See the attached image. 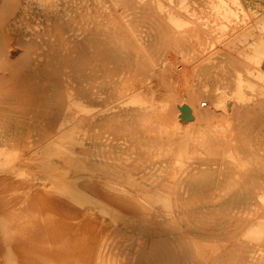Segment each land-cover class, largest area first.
Here are the masks:
<instances>
[{
  "label": "rangeland",
  "instance_id": "obj_1",
  "mask_svg": "<svg viewBox=\"0 0 264 264\" xmlns=\"http://www.w3.org/2000/svg\"><path fill=\"white\" fill-rule=\"evenodd\" d=\"M0 3V166L17 168L0 179V264H264V17L241 0Z\"/></svg>",
  "mask_w": 264,
  "mask_h": 264
},
{
  "label": "bare ground",
  "instance_id": "obj_2",
  "mask_svg": "<svg viewBox=\"0 0 264 264\" xmlns=\"http://www.w3.org/2000/svg\"><path fill=\"white\" fill-rule=\"evenodd\" d=\"M7 1H8V0H7ZM234 1H236V0H234ZM2 3H4V1H3ZM0 4H1V3H0ZM4 5H5V4H4ZM2 8L4 9L5 7L2 6ZM2 8H1V9H2ZM7 8H8V7H7ZM5 10H6V9H5ZM1 11L4 12V10H1ZM7 11H8V10H6V12H7ZM16 21H17V20H16ZM26 27H27V26H26ZM26 30H27V29H26ZM28 30H29V29H28ZM4 36H5V35H4ZM3 38H4V37H3ZM28 38H29V37H28ZM7 39H8V38H7ZM5 40H6V39H5ZM8 40H9V39H8ZM25 40H26V38H25ZM3 41H4V40H3ZM9 43H10V40H9ZM3 44H4V45H6V44L9 45L8 42H5V43L3 42ZM3 44H2V45H3ZM18 44H19V45H18ZM18 44L16 43L15 45H17L19 48H20V47L22 48V51H20L21 54H22V53L24 52V50L26 49V47H25V45L22 44L21 42H19ZM20 44H22V45H24V46H21ZM28 45L31 46L30 44L26 43V46H27V47H29ZM17 46H13V47H16V48H17ZM32 46H33V45H32ZM10 47L12 48V45H11ZM24 47H25V48H24ZM41 47H42V46H41ZM44 47H45V46H44ZM6 48H7V47H6ZM21 48H20V49H21ZM23 48H24V49H23ZM4 49H5V46L3 47L2 50H0V55H1V53H3L2 51H4ZM8 50L10 51V48L7 49V50L5 49V51H4V56L6 55V61H5V63L7 62V64L9 65V62H8V56H7L8 53L6 52V51H8ZM27 50H28V49H27ZM10 52H11V51H10ZM15 52H16V51H15ZM38 52H39V51H38ZM6 53H7V54H6ZM18 53H19V52H18ZM10 54H11V53H10ZM15 55H17V54H15ZM19 55H20V53H19ZM25 55H26V56H25ZM27 55H28L27 53H26V54H25V52L23 53V56H24V57H27ZM1 56H2V55H1ZM10 56H11V55H10ZM21 59H22V58H21ZM1 60H2V57H1ZM23 60L26 61V60H29V59L26 58V60H25V58H24ZM258 62H259V61H258ZM260 62H261V61H260ZM5 63H2V65L5 64ZM11 63H12V62H11ZM10 65H11V64H10ZM22 65H23V64H21V66H22ZM4 66H5V65H4ZM10 67H11V66H10ZM22 67H24V65H23ZM5 69H6V68H5ZM7 70H8V69H7ZM9 70H10V69H9ZM9 70H8V71H9ZM20 70L22 71V69H19V72H20L19 74H21V71H20ZM23 70H24V68H23ZM263 70H264V69H263ZM1 71L3 72V69H2ZM5 72H6V71H5ZM9 72H10V71H9ZM9 72H8V73H9ZM15 72H16V71H15ZM15 72H11V73H12L13 75H15V74H17V73H15ZM11 73H9V74L12 75ZM14 73H15V74H14ZM6 74H7V72H6ZM22 75H24V74H22ZM7 76H8V74H7ZM15 76H16V75H15ZM13 77H14V76H13ZM9 78H10V77H9ZM14 78H15V77H14ZM240 78H241V77H240ZM2 79H5V78H2ZM1 81H2V80H1ZM5 81H6V80H5ZM8 81H9V80H8ZM3 82H4V80H3ZM3 82H1V84H2ZM3 84H4V83H3ZM0 86H1V85H0ZM193 94H194V93H193ZM194 95H195V94H194ZM193 97H194V96H193ZM231 100H233V99H231ZM81 103H82V102H81ZM231 103H232V102H231ZM231 103H230V105H231ZM232 104H233V103H232ZM230 105H229V106H230ZM72 106L75 107V103H73ZM78 106L80 107L79 103H78ZM81 107H83V106H81ZM232 107H233V105H232ZM76 108H77V106H76ZM230 108H231V106H230ZM79 109H81V108H79ZM85 109H86V108H85ZM89 109H90V108H89ZM82 111H84V110H82ZM236 111H237V110H236ZM84 112H85V111H84ZM226 112H227V111H226ZM229 112H232V111H229ZM67 113H68V115H69V112H67ZM67 113H66L65 115H67ZM234 113H235V112H233V114H234ZM70 114H71V113H70ZM90 114H91V113H90ZM229 114L232 115V113H229ZM71 115H72V114H71ZM87 115H89V114H87ZM232 117H233V116H232ZM75 118H76V117H75ZM76 119H77V118H76ZM59 126H60V125H59ZM61 127H62V125H61ZM211 129H212V127H211ZM59 130H60V129H59ZM68 137H69V136H68ZM52 138H53V137H52ZM65 139H66V138H65ZM68 139H69V138H68ZM68 139H67V140H68ZM40 141H41V139H37V138H35V137H33V138L30 140V144H31V146H32V145H35V146H36V148H33V149H38V148L40 147ZM215 144H217V143H215ZM74 145H75V144H74ZM237 145H238V144H237ZM29 146H30V145H29ZM31 146H30V147H31ZM77 146H78V147H77L78 150H80V149H84V145H77ZM86 151H88V153H87L88 155L90 154L89 152H91V151H89L88 149H87ZM29 152H30L32 155H34V156H35L36 153H37V152L35 153V151H33V150H30ZM51 153H52V152H51ZM56 153H58V151H57ZM68 153H70V152L68 151ZM71 153H72V152H71ZM83 153H84V152H83ZM66 154H67V153H66ZM0 155H1V151H0ZM7 155H8V154H7ZM88 155H87V156H88ZM90 155H91V154H90ZM112 155H113V154H112ZM92 156H93V155H92ZM97 156H98V154H97ZM103 156H104V155H103ZM106 156H107V155H106ZM94 157H96V156H94ZM65 158H66V157H65ZM65 158H64V160H66ZM102 158H103V157H102ZM104 158H105V157H104ZM108 158H110V157H107V158H105V159H108ZM110 159H111V158H110ZM108 161L110 162V160H108ZM68 166H69V164H68ZM68 166H67V164H66V168H68ZM15 169H17V168H16V166H14V165L0 166V179H2V181H3V179H5V180H6V179H7V180H8V179H9V180H10V179H13L14 177L12 176V174L14 173ZM67 171H68V170H67ZM95 171H97V170H95ZM92 173H93V172H92ZM96 173H97V172H95V174H93V175H96ZM63 174H65V173H63ZM104 176H105V175H104ZM107 176H108V174H107ZM96 177H97V176H96ZM110 177H111V176H110ZM98 179H99V178H98ZM80 180H81V179H80ZM95 180H96V179H95ZM95 180H93V181H95ZM99 180H100V179H99ZM12 181H13V180H12ZM75 181H76V180H75ZM100 181H101V180H100ZM107 183H108V181H107ZM104 184H105V183H104ZM114 184H115V185H114ZM114 184H109V185H110V187H111L112 189L116 190L117 192H118V191H120V192L123 191V194H124L125 196H134V197L137 196V194H136L135 192H130V191H128V190H124L123 188L120 189V188H119V185H118L117 183H114ZM9 185H10V184H9ZM93 185H94V184H93ZM84 186H85V184H84ZM104 186H106V185H104ZM94 187H95V186H94ZM98 187H99V186H98ZM99 188H100V187H99ZM9 190H10V189H9ZM100 190H102V188H100ZM69 191H70V189H69ZM89 191H90V190H89ZM151 191H152V190H151ZM151 191H150V193L148 194V198H149L154 204H155V203H160V204H162L166 209H168L170 212L173 211L174 206H173V202H172L170 196L168 197L167 195L165 196L164 194H160L159 192L161 191V189H160L159 192H158V191H154V190H153L152 192H151ZM163 191H164V190H163ZM163 191H162V192H163ZM168 191H169V190H168ZM181 191H182V190H181ZM1 192L3 193V191H1ZM8 192L10 193V191H8ZM11 192H12V191H11ZM45 192H46V191H45ZM50 192H52V191L50 190V191H49V194H51ZM72 192H73V191H70V194H69V193H68V194H69V195H72ZM84 192H85V191H84ZM108 192H109V191H108ZM111 192H114V191H111ZM172 192H173V191H172ZM172 192H170L171 195H172ZM9 193H6V192H5L6 196H7V194L9 195ZM13 193L15 194V192H13ZM13 193H12V195H14ZM165 193H166V192H165ZM167 193H168V192H167ZM173 193H174V192H173ZM68 194H67V195H68ZM91 194H92V193H91ZM105 194H106V193H105ZM111 194H112V193H111ZM113 194H114V193H113ZM257 194H258V193H257ZM262 194H263V193H262ZM3 195H4V194H3ZM12 195L10 194L9 196H12ZM45 195H46V194H45ZM69 195H68V196H69ZM86 195H88V194H86ZM86 195H85V196H86ZM93 195H96V194H93ZM97 195H98V194H97ZM118 195H120V193H119ZM146 195H147V194H146ZM1 196H2V195H1ZM1 196H0V198H1ZM6 196H5V199H7ZM14 196H15V195H14ZM48 196H49V195H48ZM50 196H51V195H50ZM68 196H67V197H68ZM89 196H90V195H89ZM89 196H87V197H89ZM179 196H180V195H179ZM16 197H17V196H16ZM43 197L46 198L45 196H43ZM51 197H52V196H51ZM104 197H106V196H104ZM118 197H119V196H118ZM120 197H121V196H120ZM120 197H119V198H120ZM48 198H50V197H48ZM59 198H61V197H59ZM65 198H66V197H65ZM65 198L63 197V199H62V198H61V199H62V200H65ZM68 198H69V197H68ZM71 198H73V195L70 196V198H69V199H70V202L72 201ZM90 198H91V197H90ZM100 198H101V197H100ZM107 198H108V197H107ZM111 198H112V197H111ZM136 198H137V197H136ZM144 198H145V197H144ZM146 198H147V197H146ZM11 199H12V197H11ZM14 199H15V198H14ZM53 199H54V202H55V198H54V196H53ZM66 199H67V198H66ZM69 199H67V200H69ZM92 199H93V197H92ZM51 200H52V199H51ZM51 200H50V201H51ZM74 200H75V198H74ZM98 200H99V199H98ZM124 200H125V198H124ZM124 200H123V202H124ZM137 200H139V199H137ZM143 200H144V199H143ZM11 201H12V200H11ZM11 201H10V202H11ZM13 201H14V200H13ZM13 201H12V202H13ZM15 201H16V200H15ZM43 201H44L45 204L47 203V202H46V199H44ZM52 201H53V200H52ZM52 201H51V202H52ZM56 201H57V200H56ZM60 201H61V200H60ZM60 201H59V202H60ZM76 201L78 202V200H76ZM87 201L89 202L88 199H87ZM87 201H85V202H87ZM95 201H97L96 198H95ZM125 201H126V200H125ZM131 201H132V200H131ZM5 202H7V201H5ZM67 202H68V201H67ZM101 202H102V201H101ZM144 202H145V201H144ZM7 203H8V202H7ZM52 203H53V202H52ZM68 203H69V202H68ZM132 203H133V202H132ZM135 203H136V202H135ZM153 203H152V204H153ZM263 203H264V202H263ZM15 204H17V203H15ZM42 204H43V203H42ZM47 204H48V203H47ZM54 204H56V203H54ZM75 204L77 205L78 203L75 202ZM79 204H81V202H80ZM82 204H83V201H82ZM87 204H88V203H86V206H87ZM124 204H125V202H124ZM133 204H134V203H133ZM5 205H6V204H5ZM12 205H13V204H12ZM43 205H44V204H43ZM43 205H42V206H43ZM88 205H89V204H88ZM128 205H129V204H128ZM135 205H136V204H135ZM157 205H158V204H157ZM30 206H31V205H30ZM42 206H41V207H42ZM44 206H45V205H44ZM48 206H50V205H48ZM48 206H47V207H48ZM53 206H54V205H53ZM78 206H79V205H78ZM82 206H85V204H83ZM89 206H90V205H89ZM126 206H127V205H125L124 208H126ZM130 206H131V205H130ZM132 206H133V205H132ZM155 206H156V205H155ZM0 207H1V206H0ZM47 207H46V208H47ZM62 207H63V206H62ZM70 207L72 208V206H70ZM138 207H139V206H138ZM138 207H136V208H138ZM3 208H4V211H5V207H4V206H3ZM27 208H29V206H28ZM27 208H26V209H27ZM54 208H55V207H54ZM56 208H57V210H58V207H57V206H56ZM56 208H55V209H56ZM63 208H64V207H63ZM65 208H68V207H65ZM86 208H87V207H86ZM93 208H94V207H93ZM139 208H140V209H139L140 211H138V212L141 213V214H144V215H145V213L141 211V207H139ZM147 208H148V206H147ZM252 208H253V209H256V210H259V209L255 208V207H252ZM13 209H15V208H13ZM13 209H12V212H13ZM19 209H20V208H19ZM19 209H18V210H19ZM23 209H24V208H23ZM23 209H21V210H23ZM42 209H43V207H42ZM44 209H45V208H44ZM50 209H51V208H50ZM59 209H61V208H59ZM88 209H89V208H88ZM95 209H96V208H95ZM149 209H150V207H149ZM151 209H152V208H151ZM162 209H164V208L162 207ZM15 210H16V209H15ZM24 210H25V209H24ZM27 210H28V209H27ZM27 210H26V211H27ZM33 210H34V209H33ZM38 210H41V208H39ZM57 210H55V211H57ZM125 210H126V209H125ZM134 210H135V209H134ZM143 210H144V207H143ZM4 211H3V212H4ZM6 211H7V210H6ZM16 211H17V210H16ZM28 211H29V210H28ZM50 211H51V210H50ZM50 211H49V212H50ZM55 211H54V212H55ZM60 211H61V210H60ZM63 211H64V210H63ZM73 211H74V210H73ZM76 211H77V210H76ZM89 211H90V209H89ZM113 211H114V210H113ZM136 211H137V210H136ZM144 211H148V210H144ZM254 211H255V210H254ZM261 211H262V210H261ZM263 211H264V210H263ZM10 212H11V211H10ZM12 212H11V213H12ZM21 212H22V211H21ZM32 212H33V211H32ZM36 212H38V211H36ZM49 212H48L49 215H47V216H48V217H49V216H53V214H52V213H49ZM149 212H150V211H149ZM154 212L156 213L157 211H154ZM245 212H246V211H245ZM256 212H257V211H256ZM256 212H255V215L252 213V216H254V217H255V216H256V217H257V216H258V217L261 216V215H259L260 213H262V212H260V210L257 212L258 215H256ZM7 213L9 214V212H6V214H7ZM17 213H18V216L23 214V213H22V214H21V213L19 214V211H18ZM26 213H27V212H26ZM39 213H40V212H39ZM46 213H47V211H46ZM58 213H59V212H58ZM63 213H64V212H63ZM66 213H68V212L66 211ZM66 213H64V214H66ZM72 213H73V212H72ZM76 213H77V212H76ZM90 213H91V212H90ZM90 213H89V214H90ZM102 213H104V210L102 211ZM112 213H113V212H112ZM112 213H111V214H112ZM139 213H138V215H139ZM146 213H147V212H146ZM246 213H247V212H246ZM51 214H52V215H51ZM69 214H71V211L68 213V215H69ZM98 214H99V210H98ZM100 214H101V213H100ZM130 214H131V213H130ZM132 214H133V216H132V215H131V216L134 217V216H135L134 212H133ZM141 214H140V215H141ZM152 214H153V213H152ZM156 214H157V213H156ZM239 214H240V213H239ZM15 215H16V213H14V215H12V216H15ZM24 215H25V213H24ZM28 215H30V211H29V214H28ZM41 215H43V211H42V214H41ZM44 215H46V214H44ZM44 215H43L42 217L39 218L37 215H34V212H33V215H31L30 220L33 219V218H32L33 216H35V218L37 217V218L40 219V220L43 219V217H44V219H45L46 216H44ZM75 215H76V214H75ZM83 215H84V214H83ZM104 215H105V213H104ZM108 215H109V214H108ZM160 215H161V214H160ZM170 215H171V214H170ZM244 215H245V213H244ZM263 215H264V212H263ZM263 215H262V216H263ZM1 216H2V215H1ZM10 216H11V215H10ZM93 216L95 217V215H93ZM119 216H120V215H119ZM173 216H174V215H173ZM5 217H7V216L5 215ZM16 217H17V216H16ZM28 217H29V216H28ZM60 217H61V216H60ZM64 217H65V216H64ZM66 217H67V214H66ZM70 217H72V216L70 215ZM70 217H69V218H70ZM76 217H77V216H75V219H76ZM84 217H85V216H84ZM91 217H92V215H91ZM106 217H107V215H106ZM106 217H105V218H106ZM135 217H137V215H136ZM149 217H150V215H149ZM256 217H255V218H256ZM258 217H257V218H258ZM3 218H4V217H3ZM12 218H13V217H12ZM14 218H15V217H14ZM17 218H18V217H17ZM20 218L26 221L27 216L24 217L25 219L22 218V217H20ZM50 218H51V217H50ZM58 218H59V214H58ZM78 218H79V217H78ZM82 218H83V217H82ZM95 218H96V217H95ZM119 218H122V217H119ZM123 218H124V216H123ZM152 218H153V217H152ZM154 218H156V217H154ZM154 218H153V219H154ZM9 219H10V218H8V220H9ZM44 219H43V220H44ZM48 219H49V218H46L45 220H48ZM53 219H54V218L52 217L51 220H53ZM80 219H81V218H80ZM93 219H94V218H93ZM101 219L104 220V218H101ZM144 219H146V218H144ZM144 219H142V220H144ZM147 219L149 220V219H151V218H147ZM258 219H260V218H258ZM2 220H3V219H2ZM4 220H5V219H4ZM6 220H7V219H6ZM8 220H7V221H8ZM27 220H28V219H27ZM36 220H37V219H36ZM64 220H65V219H64ZM89 220H90V219H89ZM119 220H121V219H119ZM16 221H19V220H16ZM32 221H33V220H32ZM59 221H60V220H59ZM62 221H63V220H62ZM65 221H67V220H65ZM77 221H78V220H77ZM77 221H76V222H77ZM92 221H93V220H92ZM94 221H95V220H94ZM174 221H175V220H174ZM260 221H261V220H260ZM5 222H6V221H5ZM9 222H11V220H9ZM19 222H21V221H19ZM52 222H54V221H52ZM69 222H70V221H69ZM71 222H72V221H71ZM96 222L98 223V222H100V221H96ZM169 222H170V220H169ZM175 222H176V221H175ZM175 222H174V223H175ZM180 222H181V221H179V223H180ZM2 223H3V221H2L0 224H2ZM77 223H78V222H77ZM170 223H171V222H170ZM174 223H173V224H174ZM257 223H258V222H257ZM262 223H263V222H262ZM87 224H88V221H87ZM94 224H95V222H94ZM99 224H100V223H99ZM175 224H176V223H175ZM180 224H181V223H180ZM189 224H190V222H189ZM2 225H3V224H2ZM2 225H1V228H4V227H2ZM6 225H7V224H6ZM89 225H90V224H89ZM263 225H264V224H263ZM3 226H5V223H4ZM97 226H98V225H97ZM101 226H102V224H101ZM254 226H255V225H254ZM5 227H6V226H5ZM91 227H93V228L95 227V230H96V225L94 226V225L92 224ZM102 227H104V225H103ZM102 227H99V228H102ZM105 227H106V226H105ZM12 228H14V227H12ZM93 228H92V230H93ZM167 228H168V227H167ZM167 228H166V229H167ZM255 228H257V227H255ZM4 229H6V228H4ZM7 229H8V228H7ZM14 229H15V228H14ZM168 229H169V228H168ZM259 229H260V228H259ZM259 229H258V230H259ZM101 230H102V229H101ZM105 230H107V228H106ZM105 230H104L103 232H105ZM251 230H252V229H251ZM255 230H257V229H255ZM261 230H262V229H261ZM261 230H260V234H259V236L261 235ZM2 231H3V230H2ZM6 231H7V230H6ZM84 231L86 232V230H84ZM90 231H91V230H90ZM110 231H111V230H110ZM248 231H250V230H248ZM7 232H8V231H7ZM13 232H14V231H13ZM85 232H84V233H85ZM97 232H98V229H97V231H96V234H97ZM108 232H109V231H108ZM263 232H264V231H263ZM106 233H107V232H105L104 235H105ZM110 233H111V232H110ZM246 233H247V232H246ZM248 233H249V232H248ZM2 234H3V233H2ZM14 234H15V233H14ZM88 234H89V233H88ZM100 234H102V233L100 232ZM100 234H99V235H100ZM254 234H255V232H254L253 234L251 233V236L253 235V236L255 237V238L253 237L254 240H255V239H256V236H255ZM257 234H258V231H257ZM263 234H264V233H263ZM263 234H262V235H263ZM247 235H249V234H247ZM8 236H9V235H8ZM8 236H7V237H8ZM89 236H90V234H89ZM257 236H258V235H257ZM44 237L46 238V236H43L42 238H44ZM96 237H97V236H96ZM244 237H245V236H244ZM263 237H264V236H263ZM263 237H260V239L263 238ZM34 238H35V237H34ZM40 238H41V237H40ZM40 238H39V239H40ZM99 238L101 239V236H100ZM245 238L247 239V237H245ZM245 238H244V239H245ZM3 239H4V238H3ZM23 239H24V241H25V239L27 240V238H22V241H21V242H23ZM36 239H37V238H36ZM36 239H35V240H36ZM257 239H259V238H257ZM260 239H259V240H260ZM14 240L17 241L18 239H14ZM33 240H34V239H33ZM33 240L29 241V239H28L27 241H29V242H26V241H25V244H26V243H30V242H33V244H34L35 241H33ZM41 240H42V239H41ZM41 240H40V241H41ZM45 240H46V239H43V241H45ZM191 240H192V239H191ZM248 240H249V238H248ZM252 240H253V239H252V237H251V238H250V242H251ZM254 240H253L252 242H254ZM6 241H7V240H6ZM38 241H39V240H38ZM47 241L49 242V239H47ZM53 241H54V239H53ZM194 241H196V242H195V244H196V243H197V240L195 239ZM229 241H230V240H229ZM229 241H228V243H229ZM256 241H258V240H256ZM256 241H255V242H256ZM11 242H12V241H11ZM17 242H20V241H17ZM54 242H55V241H54ZM199 242H200V241H199ZM199 242H198V244L200 245ZM260 242H262V241L260 240ZM40 243H41V242H39V244H40ZM45 243H46V242H45ZM55 243H56V242H55ZM204 243H206V242H204ZM214 243H215V242H214ZM5 244H6V243H5ZM16 244H17V243H16ZM20 244H21V243H20ZM36 244H38V243H36ZM39 244H38V246H39ZM50 244H52V243L50 242ZM50 244L48 243V245H50ZM68 244H69V243H68ZM125 244H126V243H125ZM125 244H124L123 247L121 246L123 250L126 249ZM198 244H197L196 246H198ZM212 244H213V243H212ZM212 244H210V245H212ZM234 244H235V243H234ZM26 245H27V244H26ZM28 245H29V244H28ZM28 245H27V246H28ZM52 245H53V246H52ZM52 245H50V248H51V247H52V248L55 247L56 244H55V245L52 244ZM57 245H58V244H57ZM71 245L74 246V243L71 244ZM75 245H77V244H75ZM87 245H88V243H87L86 245H84V248H86ZM98 245H99V244H98ZM129 245H130V244H129ZM138 245H139V244H138ZM192 245H193V244H192ZM201 245H203V244H201ZM216 245H217V244H216ZM218 245H219V244H218ZM224 245H225V244H224ZM17 246H18V244H17ZM21 246H22V245H21ZM24 246H25V245H24ZM31 246H32V245H31ZM42 246H43V242H42ZM88 246H89V245H88ZM100 246H102V245H100ZM103 246H104V245H103ZM126 246H127V245H126ZM193 246H194V248H195V245H193ZM203 246H204V245H203ZM214 246H215V245H214ZM5 247H6V246H5ZM32 247H33V246H32ZM36 247H37V245L35 246V250H36ZM76 247H78V246H75L74 249H75ZM98 247H99V246H98ZM108 247H109V245H108ZM111 247H112V246H111ZM191 247H192V246H191ZM200 247H201V246H200ZM236 247H238V246H236ZM6 248L8 249V247H6ZM21 248H22V247H21ZM24 248H25V247H24ZM24 248H23V250H21L20 247H19V249L22 251V253H23V251H24ZM33 248H34V247H33ZM40 248H41V247H39V249H38V248H37V249L40 250ZM44 248L46 249V247L43 246V249H42V250H45ZM47 248H48V251L50 250L51 252H52V250H53V251L55 250V249H52V248H51L52 250L49 249V246H48ZM56 248H57L56 250H59V249H60L62 252H63V250H64V251H67V250H66L67 248L64 249V248H62L61 246H59V249H58V246H57ZM84 248L82 249V247H81L82 251L85 252ZM90 248H91V245H90ZM102 248H103V247H102ZM104 248H105V247H104ZM119 248H120V247H119ZM129 248H130V247H129ZM138 248H139V247H138ZM177 248H178V247H177ZM204 248H205V247H204ZM226 248H227V247H226ZM228 248H229V247H228ZM228 248H227V249H228ZM238 248H239V247H238ZM62 249H63V250H62ZM79 249H80V248H79ZM79 249H77V250L79 251ZM81 249H80V251H81ZM100 249H101V248H100ZM127 249H128V248H127ZM136 249H137V248H136ZM212 249H213V248H212ZM221 249H223L224 252H225V249H224V248H221ZM236 249H237V248H236ZM9 250H10V249H9ZM28 250H29V249L27 248L26 251H28ZM42 250H40V251H42ZM60 250H59V251H60ZM69 250H70V249H69ZM69 250L67 251V253L69 252ZM112 250H113V249H112ZM120 250H121V249H120ZM137 250H139V249H137ZM174 250H176V249L174 248ZM195 250H196V249H195ZM201 250H202V247H201ZM201 250H199V251H201ZM204 250H206V249H204ZM204 250H202V251L205 252ZM214 250H215V249H214ZM16 251H17V250H16ZM21 251H19V252H21ZM40 251H37V252L39 253ZM45 251H46V250H45ZM61 251H60V252H61ZM82 251H81V252H82ZM87 251H88V253H89V250H87ZM87 251H86V252H87ZM129 251H130V250H129ZM211 251H212V250H211ZM220 251H221V250H220ZM9 252H10V251H8V254H9ZM28 252H30V251H28ZM32 252H34V249H33ZM37 252H36V253H37ZM70 252H71L72 254H74L71 250H70ZM104 252H105V251H104ZM120 252H121V251H120ZM120 252H119V250H118L117 255H118ZM194 252H195V251H193V254H194ZM42 253L44 254L45 252L42 251ZM42 253L40 252V258H41V254H42ZM52 253H53V252H52ZM54 253H56V252H54ZM58 253H59V252H58ZM58 253H57V254H58ZM88 253H82V254H80V255H82V257H83V254H84V255L87 257ZM123 253H124V252H123ZM123 253H122L121 256L124 257L125 253H124V255H123ZM127 253H128V252H127ZM130 253H131V252H130ZM207 253H208V252H207ZM218 253H219V251L217 252V254H218ZM252 253H253V252H252ZM10 254H11V253H10ZM18 254H19V253H18ZM27 254H29V253H27ZM57 254H56V255H57ZM63 254H64V253H63ZM72 254H71V257H73ZM75 254H76V253H75ZM120 254H121V253H120ZM120 254H119V257H120ZM137 254H138V253H137ZM173 254H174V253H173ZM196 254H199V252L196 253ZM196 254H194V256H195ZM209 254H211V253H209ZM209 254H206V253H205V256L208 255V257H209V256H210ZM212 254H213V253H212ZM19 255H21V254H19ZM24 255H25V254H24ZM34 255H35V254H33L32 256H34ZM47 255H48V257L45 256V255H43V256H44V257H43L44 260H45V257L49 258L47 261L45 260L46 262L43 263V261H44L43 258H41L43 261L39 260V261H41L42 264H46L48 261L51 260L52 257H51V258L49 257V255L51 256L50 252L47 253ZM54 255H55V254H54ZM56 255H55V256H56ZM64 255H65V254H64ZM77 255H79V254L74 255V257H73L74 259H72V260H74V261L76 260L75 262H78V261H77L78 259H76V258H78ZM106 255H107V254H106ZM199 255H200V254H199ZM214 255H215V254H214ZM30 256H31V254H29V257H30ZM32 256H31V257H32ZM35 256H36V255H35ZM62 256H63V255H62ZM62 256H61V257H62ZM66 256H67V254L65 255V257H66ZM75 256H76V258H75ZM85 256H84V257H85ZM134 256H135V255H134ZM196 256H197V255H196ZM196 256H195L194 258H196ZM202 256H204V255H202ZM205 256H204V258H208L207 256H206V257H205ZM221 256H222V255H221ZM21 257H22V256H21ZM26 257H28V255H27ZM31 257H30V258H31ZM38 257H39V256H38ZM69 257H70V254H69ZM106 257H108V256H106ZM111 257H112V256H110V258H111ZM256 257H257V256H256ZM8 258H9V256H8ZM22 258H23V257H22ZM57 258H59L58 255H57ZM80 258H81V256L79 257V259H80ZM115 258H118V257H115ZM120 258H121V257H120ZM200 258L202 259V257H200ZM204 258H203V259H204ZM209 258H211V256H210ZM213 258H214V257H213ZM26 259H27V258H26ZM59 259H60V258H59ZM61 259H62V260H61ZM61 259H60V260H61L60 262H59V260L57 259V261H58L57 264H62V262H64V260H66V258H61ZM85 259H86V258H85ZM104 259H106V258H104ZM112 259H113V258H112ZM203 259H202V260H203ZM18 260H19V259H18ZM29 260H30V259H29ZM31 260L33 261V259H31ZM31 260H30V262H31ZM52 260H53V259H52ZM70 260H71V258H70ZM80 260L83 261L84 258H82V259H80ZM102 260H103V258H102ZM116 260L118 261L119 259H115V262H114V263L117 262ZM193 260H194V259H193ZM198 260H199L198 262H200V259H199V258H198ZM206 260H207V259H206ZM208 260H209V259H208ZM261 260H262V259H261ZM26 261H27V260H26ZM74 261H72V262H74ZM98 261H99V260H98ZM103 261H104V260H103ZM124 261H125V260H124ZM186 261H187V260H186ZM191 261H192V259H191ZM195 261H196V259H195ZM210 261H211V260H210ZM256 261H257V260H256ZM22 262H23V261H22ZM52 262H53V261H52ZM68 262H69V261L67 260V261H66L65 263H63V264H68ZM106 262H107V260H106ZM119 262H123V261L120 260V261L117 262V264H118ZM259 262H260V261H259ZM24 263H25V261H24ZM36 263H37V262H36ZM49 263H50V262H49ZM83 263H84V261H83ZM93 263H94V262H93ZM103 263H104V262H103ZM114 263H113V264H114ZM187 263H188V262H187ZM191 263H193V262H191ZM191 263H190V264H191ZM196 263H197V262H196ZM200 263H201V262H200ZM204 263H205V261H204ZM204 263H203V264H204ZM25 264H26V263H25ZM27 264H28V262H27ZM29 264H30V263H29ZM32 264H35V262L33 261ZM37 264H39V263H37ZM47 264H48V263H47ZM51 264H54V263H51ZM76 264H78V263H76ZM206 264H207V263H206ZM211 264H212V263H211Z\"/></svg>",
  "mask_w": 264,
  "mask_h": 264
},
{
  "label": "crops",
  "instance_id": "obj_3",
  "mask_svg": "<svg viewBox=\"0 0 264 264\" xmlns=\"http://www.w3.org/2000/svg\"><path fill=\"white\" fill-rule=\"evenodd\" d=\"M251 17H264V0H241Z\"/></svg>",
  "mask_w": 264,
  "mask_h": 264
},
{
  "label": "built area",
  "instance_id": "obj_4",
  "mask_svg": "<svg viewBox=\"0 0 264 264\" xmlns=\"http://www.w3.org/2000/svg\"><path fill=\"white\" fill-rule=\"evenodd\" d=\"M205 105H207V103H206V102L203 104V106H205Z\"/></svg>",
  "mask_w": 264,
  "mask_h": 264
}]
</instances>
